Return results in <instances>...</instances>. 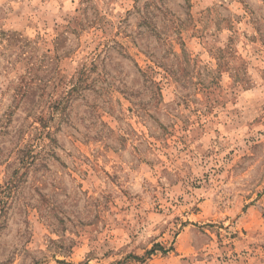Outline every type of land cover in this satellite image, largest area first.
Returning a JSON list of instances; mask_svg holds the SVG:
<instances>
[{
    "label": "rangeland",
    "instance_id": "obj_1",
    "mask_svg": "<svg viewBox=\"0 0 264 264\" xmlns=\"http://www.w3.org/2000/svg\"><path fill=\"white\" fill-rule=\"evenodd\" d=\"M0 264H264V0H0Z\"/></svg>",
    "mask_w": 264,
    "mask_h": 264
}]
</instances>
